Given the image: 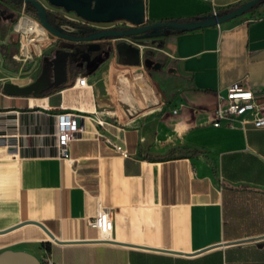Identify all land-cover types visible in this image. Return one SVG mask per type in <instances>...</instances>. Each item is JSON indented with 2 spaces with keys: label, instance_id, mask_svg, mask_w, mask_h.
<instances>
[{
  "label": "crops",
  "instance_id": "1",
  "mask_svg": "<svg viewBox=\"0 0 264 264\" xmlns=\"http://www.w3.org/2000/svg\"><path fill=\"white\" fill-rule=\"evenodd\" d=\"M245 1L146 0V19L198 21L213 6ZM160 32L166 70L145 67L142 52L139 62L123 59L115 37L69 42L60 49L78 67L67 65L50 90L71 86L11 95L1 73L17 34L0 16V254L62 264H264V239L234 242L264 234V127L211 125L216 93L230 83L264 97V6ZM78 76L88 85H74ZM72 111L85 118L62 158L57 115ZM99 112L104 126L90 119ZM99 204L110 211L115 243L92 241Z\"/></svg>",
  "mask_w": 264,
  "mask_h": 264
},
{
  "label": "water",
  "instance_id": "2",
  "mask_svg": "<svg viewBox=\"0 0 264 264\" xmlns=\"http://www.w3.org/2000/svg\"><path fill=\"white\" fill-rule=\"evenodd\" d=\"M22 1L23 4H30L36 10V16L41 25L50 31L55 36L68 40L70 42L77 41H89L102 37H115L122 38L141 34L156 28L167 29H180V30H192L205 26H211L225 22L229 19L243 15L244 13L253 9L262 0H248L237 7L227 12L219 13L217 16L208 15L206 18L198 21L191 22H150L147 23L146 19V0H45L49 4L61 7L67 12H74L77 16L90 22L107 23L116 20L129 21L134 25L128 29L108 28L93 31L88 35H76L62 31L59 27L52 25L47 18V10L38 0H16ZM146 45L161 44V40L152 41L150 39L141 40ZM71 56L69 51H59L51 60H44L42 62V72L38 78L25 86H18L11 82L3 83V89L8 94L16 95H41L45 86V80L49 68H52L54 74V80H57L61 72L67 65V59ZM135 59L131 62L140 61V50L135 49ZM145 67L148 69L159 70L162 68L160 61H154L151 58H145L143 61ZM168 71H174L173 68H169ZM258 103H264V97H261L257 101ZM46 234L52 238L55 242L64 243L54 237V235L48 231L44 225L37 223ZM264 239V234L247 239L237 240L234 242H243L249 240ZM93 242H108L115 243L112 240L94 239ZM186 254V253H182ZM0 264H40V262L30 254L23 252H3L0 254Z\"/></svg>",
  "mask_w": 264,
  "mask_h": 264
},
{
  "label": "built area",
  "instance_id": "3",
  "mask_svg": "<svg viewBox=\"0 0 264 264\" xmlns=\"http://www.w3.org/2000/svg\"><path fill=\"white\" fill-rule=\"evenodd\" d=\"M213 4V0H205ZM47 2V1H46ZM45 9L51 17L54 18L62 31L73 33L76 35H82L81 30L82 25L75 24L78 29H64L60 24V21L64 20L68 23H73V21L80 20L82 23L87 22L88 24H93V22L86 21L81 17L77 16L74 12H67L61 7H56L48 3ZM74 14L76 17H71L70 14ZM220 12L212 7V12L210 15L217 16ZM24 16L31 17L29 14L25 13L24 7L15 23H17ZM35 19V18H34ZM36 20V19H35ZM37 21V20H36ZM12 26V30L17 34L20 45L18 46L16 52L12 54L14 59H28L32 57L36 52V45L38 41H33L28 46L22 45L23 34L20 29ZM71 24L70 27H73ZM218 25V24H217ZM67 27H69L67 25ZM117 28L119 27L111 25L110 27H104L100 29ZM98 29V30H100ZM74 85L85 86L88 85V81L84 76H78L75 79ZM262 96L254 93L249 87L243 84L241 80L234 81L230 83L223 90H218L216 93V104L214 109V114L211 119V125L215 127H226V128H238L245 129L246 124H252V126L257 128L264 127V103H258V99ZM176 110H173L175 112ZM85 115L81 112H65L57 115V133H56V146L57 153L62 158H69L70 143L75 138V133L81 128V123ZM90 119L99 126L106 125V121L103 119L101 112L94 113ZM114 149L121 155L126 154V150L118 144H115L107 140ZM90 226L97 230L99 234V239L110 240V234L112 231V218L108 208L98 205L96 213L92 220L89 222ZM40 264H62L55 262L52 259L46 257Z\"/></svg>",
  "mask_w": 264,
  "mask_h": 264
},
{
  "label": "rangeland",
  "instance_id": "4",
  "mask_svg": "<svg viewBox=\"0 0 264 264\" xmlns=\"http://www.w3.org/2000/svg\"><path fill=\"white\" fill-rule=\"evenodd\" d=\"M6 7V9L10 12L13 13L12 15L15 16V20L12 22V18H9V22H10V27L12 28L13 24L16 22L19 13L21 12L22 8L24 7V11L25 13L29 14L30 16H32L33 18H35L37 20V22L41 25V23L38 21L37 16H36V10L32 11L30 9H28V4H23V2L21 1V5L20 6H14L13 1L16 0H0ZM44 7L48 6V2H46L45 0H38ZM257 6H264V1L259 2ZM255 8V7H254ZM256 13V12H255ZM260 14V13H259ZM71 17H76L74 14H70ZM49 17V13L47 12V18ZM256 17V15L254 13L251 14L250 18H254ZM49 22L56 26L57 23L54 21H51L48 18ZM60 24H62L61 26L64 29H73V30H77L78 27L75 24H79L82 25L81 30L83 31L82 35H88L90 33H92L93 31H97L100 28H104V27H110L111 25L117 26L119 27V29H128V28H132L134 27V25H132L131 22L129 21H124V20H116V21H112V22H107V23H96L93 22V24H88L87 22L82 23L80 20L78 21H73V23H68L64 20L60 21ZM71 24H74L73 27H70ZM67 25L69 27H67ZM46 29V28H45ZM163 29H167V28H156L141 34H136V35H132L129 37H122V38H115V42L116 44L119 41H126L128 44L133 45L138 47V49L140 50V52L143 53V59L148 57L153 59L154 61H160L162 59H165L164 55L158 50L159 45H146L143 44L141 42V40H146V39H150L152 41H158L161 40L162 35H160V31ZM47 30V29H46ZM48 39L41 42L37 43V47H36V52L35 54L32 55V57L28 58V59H14L11 56H5L3 58V63L2 66L4 68V70H7L6 72H2V78H4L7 82H24V81H31L34 79V77L36 76V74L38 73L40 64H41V57H46L47 55L53 54L56 51H58V49L61 48V46H73L72 44H70L68 40L59 38L57 36H55L54 34H52L50 31H48ZM20 45L19 40L17 41L16 47L18 48V46ZM85 52V51H83ZM91 52V51H90ZM84 54V53H83ZM94 54V61L95 60H99L102 59L105 55L106 52L104 51H100L98 52V54L93 53ZM80 55V54H78ZM76 54V56H78ZM90 65V64H89ZM64 78H60L58 81H61ZM259 244V243H258Z\"/></svg>",
  "mask_w": 264,
  "mask_h": 264
},
{
  "label": "trees",
  "instance_id": "5",
  "mask_svg": "<svg viewBox=\"0 0 264 264\" xmlns=\"http://www.w3.org/2000/svg\"><path fill=\"white\" fill-rule=\"evenodd\" d=\"M262 1H264V0H262ZM13 4H14V6H20L21 5V2L20 1H13ZM28 9H30V10H32V11H34L35 9L33 8V6L32 5H30V4H28ZM235 7H237V6H232V7H228L227 9H225L224 11L223 10H221L220 11V13H222V12H227V11H230L231 9H233V8H235ZM13 13H10L7 9H6V7L2 4V2L0 1V16L1 17H6V18H12L13 17V19H12V22L15 20V16H13L12 15ZM9 15H10V17H9ZM51 21H54L55 22V20H54V18L53 17H51L50 15H49V17H48ZM194 20H196V19H180V18H169V19H158V20H155V19H151V20H149V22H179V23H181V22H191V21H194ZM173 32H175V33H178V32H182L183 30H180V29H171ZM11 40H12V42L14 43V44H16L17 43V41H18V36L17 35H13V37L11 38ZM1 52H2V50H4V47H2V45H1ZM15 50H16V47H12L11 49H10V52L11 53H13V52H15ZM78 67V62L77 61H72V62H69L68 63V68L70 69V70H73L74 68H77ZM72 85V82H69V83H63L62 85H60V86H58V87H56V88H54V89H52V90H46V91H43L42 93H41V95H47V94H49V93H51V92H53V91H56V90H59V89H62V88H65V87H69V86H71ZM172 152V151H171Z\"/></svg>",
  "mask_w": 264,
  "mask_h": 264
},
{
  "label": "flooded vegetation",
  "instance_id": "6",
  "mask_svg": "<svg viewBox=\"0 0 264 264\" xmlns=\"http://www.w3.org/2000/svg\"><path fill=\"white\" fill-rule=\"evenodd\" d=\"M9 17H10V15H9ZM147 23H150V22L147 21ZM127 37H129V36H127ZM117 48H118L120 56L123 59H125V60H134L135 59V57H136L135 56V49L138 48V47L130 45L126 41H119L117 43ZM60 50H62V49H60ZM64 50H68V49L64 48ZM57 52L58 51H56L53 54L47 55L43 59V61L44 60H51L56 55ZM160 62L162 63V68L161 69H165L166 70L168 68V64L166 63L165 59L160 60ZM68 63L69 62L67 61V65H68ZM67 65H66L65 69L61 72V74L59 75L57 80H54L53 70H52V68H49L47 76H46L45 86L43 88V91L50 90V88H51V86L53 84H55L61 77L66 75V73H67V69H66ZM41 72H42V62L40 64L38 73L36 74V76L34 77V79L31 82H34L38 78V76L41 74Z\"/></svg>",
  "mask_w": 264,
  "mask_h": 264
},
{
  "label": "bare ground",
  "instance_id": "7",
  "mask_svg": "<svg viewBox=\"0 0 264 264\" xmlns=\"http://www.w3.org/2000/svg\"><path fill=\"white\" fill-rule=\"evenodd\" d=\"M16 29L23 34L22 45L28 46L33 41L43 42L48 39L47 30L34 18L24 16L16 23Z\"/></svg>",
  "mask_w": 264,
  "mask_h": 264
}]
</instances>
